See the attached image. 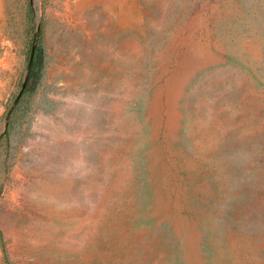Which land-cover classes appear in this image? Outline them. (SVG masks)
<instances>
[{"label":"rangeland","instance_id":"374dc122","mask_svg":"<svg viewBox=\"0 0 264 264\" xmlns=\"http://www.w3.org/2000/svg\"><path fill=\"white\" fill-rule=\"evenodd\" d=\"M0 264H264V0H0Z\"/></svg>","mask_w":264,"mask_h":264},{"label":"trees","instance_id":"16d2710c","mask_svg":"<svg viewBox=\"0 0 264 264\" xmlns=\"http://www.w3.org/2000/svg\"><path fill=\"white\" fill-rule=\"evenodd\" d=\"M42 66V50L37 47L32 54L29 65V80L24 85V92H31L34 89V83L37 81Z\"/></svg>","mask_w":264,"mask_h":264}]
</instances>
